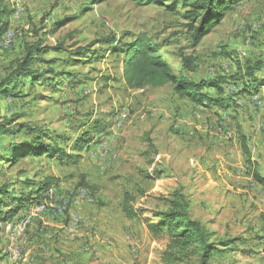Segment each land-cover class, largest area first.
<instances>
[{
	"label": "rangeland",
	"instance_id": "1",
	"mask_svg": "<svg viewBox=\"0 0 264 264\" xmlns=\"http://www.w3.org/2000/svg\"><path fill=\"white\" fill-rule=\"evenodd\" d=\"M194 1L3 0L13 12L9 30L0 37V80L26 59L43 79L22 78L16 83L17 97L0 96V123L12 128L0 134V184L7 183L15 194H28L32 183L49 182L45 195L53 207L39 212L28 204L11 219L30 216L26 237L16 245L22 256L14 259L3 227L11 220L0 222V264H119L100 245L115 243L100 219L109 210L120 214L123 222L117 225L127 253L135 256L133 264H164L167 234L153 235L144 224L128 220L122 211L125 192L135 205L159 211L183 195L193 216L217 236L246 239L239 242L240 250L213 264H264V187L245 157L241 194L232 181L235 188H227L219 168L226 145L229 150L241 148L239 128L254 141L252 157L261 155L255 143L259 139L253 137H260L264 150V91L233 101L229 97L242 82L237 76L244 74L246 61H264V0L236 2L200 42H194L189 30L187 14ZM142 33L159 44L174 70L182 69L198 81L225 78L227 105L194 103L171 84L130 88L123 78L124 54L114 47ZM205 92L216 95L212 88ZM97 124L100 128L92 129ZM35 128L68 137L65 143L46 136L42 140L70 158H81L73 163L65 155H45L13 164L2 159L10 156L12 147L31 146L39 134L31 133ZM88 131L92 140L79 153L73 143ZM153 172L162 175L148 178ZM96 198L92 206L75 204L94 203ZM37 225L46 229L44 245L34 255L26 242L32 240L30 228Z\"/></svg>",
	"mask_w": 264,
	"mask_h": 264
},
{
	"label": "trees",
	"instance_id": "2",
	"mask_svg": "<svg viewBox=\"0 0 264 264\" xmlns=\"http://www.w3.org/2000/svg\"><path fill=\"white\" fill-rule=\"evenodd\" d=\"M153 1L155 0H149L150 3ZM185 1L182 0V2ZM239 1L241 0H195L191 2L192 9L187 15L191 20L189 30L194 42H200L209 34L212 26L224 17L225 11ZM12 12L8 4L0 0L2 21L0 37L9 30L7 28ZM114 41L115 38L112 39V43ZM114 48L117 49L116 53L124 54V58H122L123 78L130 88L163 87L171 84L178 95L188 97L194 103L207 107H225L228 103L223 88L225 78L198 81L190 78L182 69L174 70L168 64L166 57L159 52V44L147 34H139L131 43H126L121 48ZM27 61L26 59L18 65L12 74L0 80L1 97H17L16 83L22 78L43 79L42 75L29 67ZM263 67L264 61L261 58H249L246 61L244 74H241L242 77L237 76V79L242 82L240 81L236 91L230 94V100L233 101L236 96L259 94L261 88L264 87ZM206 88L215 89L216 95L205 92ZM6 124L8 122L0 123V134L11 132L12 128H6ZM99 128L100 126L97 124L92 129L97 130ZM240 129V146L245 157V163L252 171L254 179L264 185V178L258 171V164L252 158L248 138ZM31 131L32 134L39 133L31 146L12 147L10 156L2 159L13 164L25 157L45 155L48 157L65 155L73 163H77L81 158V154H76L70 158L59 146L48 145L43 142V136L50 137L54 141L60 139L64 143L69 140L68 137L59 136L57 131L48 132L39 128ZM91 140V131L81 134L73 143L74 150L80 153L89 145ZM160 175L162 172H153L147 177L157 178ZM32 184V190L28 194H15L7 183L0 184V222L11 220L28 204H39L48 199L45 192L50 187L49 182ZM189 203L188 198L179 195V198L171 200L167 210H147L135 205L131 193L125 192L122 211L128 220H135L144 224L153 235L167 234L168 243L162 250L164 264H213L212 261L215 259H223L227 254L240 250L239 242L246 243V239L240 236H217L216 231L211 230L200 219L193 216ZM218 264L220 263L218 262Z\"/></svg>",
	"mask_w": 264,
	"mask_h": 264
},
{
	"label": "crops",
	"instance_id": "3",
	"mask_svg": "<svg viewBox=\"0 0 264 264\" xmlns=\"http://www.w3.org/2000/svg\"><path fill=\"white\" fill-rule=\"evenodd\" d=\"M261 91L263 92L264 90H261ZM256 134H258V133H256ZM247 138H248V144H249V147L251 149L252 155L254 156V154L256 153V150H257L255 147H253L254 144L251 143L254 141H251L250 137H248V136H247ZM255 139L260 140V137L259 136L253 137V140H255ZM259 140H257L255 143H257L259 145V147H257V148H258V151H260L261 155L258 156L257 158H255V157H252V158H253V160H255L257 162L258 171L261 174V176L264 178V150L262 149V145H261L262 143H260ZM228 147H229L228 145L225 146V150L227 151V153H225V155L222 156V159L220 161L221 167H219V168L224 170L223 171V173H225L224 178H226V180L224 182H225V185H227V188L228 189L229 188L230 189L235 188V187H231L229 184L230 183L229 181H232L238 185V188L236 189V191L239 194H241L242 189L245 190V188H243V186H242L243 184H245V181L240 176L242 173L241 168H243V163H244L243 151L241 148H240L241 149L240 150L237 147L229 150ZM227 165H228V167H227ZM229 166L232 169H229ZM219 171L221 172V170H219ZM221 180H223V179L221 178ZM227 180H228V182H227ZM260 185L262 187H264V185H262V184H260ZM236 191H234V192H236ZM74 198H76V197H74ZM96 202H97V198H96V201L94 203H91V202H88L87 200H85L82 202L77 201V202H75V204L76 205L77 204H80V205L84 204V206H92V205L96 204ZM119 217H120V214H118L117 212L109 210V213L105 219L102 217L100 218L102 223L104 224V228L106 229L107 235H110L115 239V243H112L111 241H109V242L108 241H102V242H100V245L102 246V248L104 246L103 251H105L106 254H108L110 256L114 255L119 264H133V261H134L133 258L135 256L131 257L129 255V253H127V250L125 247L126 241L122 235L123 232H121L122 229H120V227L117 225L118 221L123 222L122 219H119ZM124 219L126 222L128 221L126 218H124ZM42 226L43 225H37L36 228H32V229L30 228V236H32V240L30 242L28 240V243L26 242V245L28 246V248L30 247V249L28 250V253L32 252V253H34V255H38L37 251L39 250V248L41 249V247L44 245L42 235H44L43 231H44V229H46V227H42ZM3 227H7V226H3ZM84 233L85 232H82L80 234L83 235ZM109 243L111 245L112 244L113 245L110 246ZM104 244H106V245H104ZM74 248H76V246ZM34 251H36V252H34ZM74 252H75V250H74ZM25 261H26V259H25ZM143 262H145V260Z\"/></svg>",
	"mask_w": 264,
	"mask_h": 264
},
{
	"label": "built area",
	"instance_id": "4",
	"mask_svg": "<svg viewBox=\"0 0 264 264\" xmlns=\"http://www.w3.org/2000/svg\"><path fill=\"white\" fill-rule=\"evenodd\" d=\"M55 197L61 198V196H55ZM66 204H69V203H64V205H66ZM29 218H30V216H25V214H24L21 218H19L17 220H11L9 223V226L6 227V229L8 230L9 238L12 241V245H10L9 251H8L9 257L11 259H14V257H21L22 256L20 250L18 249V247L16 245L18 243L17 241L21 237H23V236L26 237V234L24 232L30 223ZM263 246H264V244H263Z\"/></svg>",
	"mask_w": 264,
	"mask_h": 264
},
{
	"label": "bare ground",
	"instance_id": "5",
	"mask_svg": "<svg viewBox=\"0 0 264 264\" xmlns=\"http://www.w3.org/2000/svg\"><path fill=\"white\" fill-rule=\"evenodd\" d=\"M49 192V191H48ZM52 192V190H51ZM33 206V205H32ZM37 211L39 212H45L46 210H48L50 207H53V203L51 201V197L44 201H42L41 203L39 204H34L33 206Z\"/></svg>",
	"mask_w": 264,
	"mask_h": 264
}]
</instances>
